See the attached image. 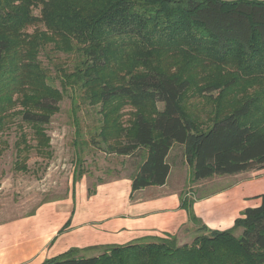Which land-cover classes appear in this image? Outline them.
Returning a JSON list of instances; mask_svg holds the SVG:
<instances>
[{
    "label": "trees",
    "instance_id": "obj_1",
    "mask_svg": "<svg viewBox=\"0 0 264 264\" xmlns=\"http://www.w3.org/2000/svg\"><path fill=\"white\" fill-rule=\"evenodd\" d=\"M35 24L44 30L28 33ZM48 45L76 58L72 69L56 68L62 91L39 58ZM70 88L99 107L97 149L144 154L133 192L166 184L175 146L193 182L264 169V0H0V129L18 115L48 146L46 127ZM197 90L202 108L191 103ZM125 107L133 110L126 124ZM261 200L232 229L215 231L182 199L202 233L190 244L172 236L43 264H264Z\"/></svg>",
    "mask_w": 264,
    "mask_h": 264
},
{
    "label": "rangeland",
    "instance_id": "obj_2",
    "mask_svg": "<svg viewBox=\"0 0 264 264\" xmlns=\"http://www.w3.org/2000/svg\"><path fill=\"white\" fill-rule=\"evenodd\" d=\"M35 13L39 14V11L36 10ZM36 30H44V26L35 24L27 32L33 33ZM74 57L55 50L53 45H48L39 57L49 72V83L61 91L62 84L57 77L56 68L64 65L72 69L76 61ZM197 77L201 85L205 74L200 73ZM197 92L194 91L191 96V103L202 108L205 105L202 97L204 93L199 90ZM239 92L238 89L236 96L241 97L243 94ZM76 94L79 93L71 88L63 93L60 111L52 117L46 127L49 139V145L46 147L40 146L32 129L22 124L18 115L9 116L5 126L0 129V227L5 229L17 221L35 215L40 210L56 207L60 214L59 218L63 217L67 220L57 233L60 236L70 226L69 218L75 213L77 203L84 192L94 191L99 183L133 174L141 162L143 153L134 157L106 154L91 143L102 119L99 107L84 103ZM211 94L217 97L220 90ZM122 113L125 124L128 120H132L133 110L130 107H125ZM181 151L177 146L170 157V163L175 164L176 179L178 175L185 173L186 168L179 164ZM190 171V181L182 192V199L191 200L201 197L227 185L226 179H220L219 176L193 182L192 170ZM197 184L201 187L196 188ZM172 187L174 188V185ZM188 193L192 194L188 196ZM62 230L64 231L61 232ZM241 232L242 230L239 229L235 235L238 236ZM198 233L202 234L195 225L190 229L188 236L190 240L186 243H192ZM13 240L11 237L10 241ZM178 243L181 244L179 240ZM106 249L107 247H97L84 251V249L71 248L62 254L78 250L74 252V256L93 258L104 254ZM39 258L36 255L26 264H38Z\"/></svg>",
    "mask_w": 264,
    "mask_h": 264
},
{
    "label": "crops",
    "instance_id": "obj_3",
    "mask_svg": "<svg viewBox=\"0 0 264 264\" xmlns=\"http://www.w3.org/2000/svg\"><path fill=\"white\" fill-rule=\"evenodd\" d=\"M176 147L167 157L171 169L164 186L133 192L132 176L136 170L129 176L99 183L94 191L81 195L75 213L69 218L70 226L60 236L57 233L67 220L59 218L56 207L40 210L5 229L1 226L0 264H26L36 255L40 257V264L71 248L85 251L172 236L181 243L190 240L189 232L195 225L182 208V192L190 181L191 168L181 151L179 164L186 167L185 173L174 178L175 164L170 163V157ZM219 177L226 179L227 185L191 200L194 201L193 212L201 224L211 230L225 231L234 227L245 210L261 205L264 169Z\"/></svg>",
    "mask_w": 264,
    "mask_h": 264
}]
</instances>
